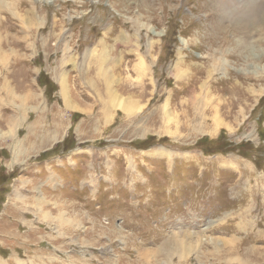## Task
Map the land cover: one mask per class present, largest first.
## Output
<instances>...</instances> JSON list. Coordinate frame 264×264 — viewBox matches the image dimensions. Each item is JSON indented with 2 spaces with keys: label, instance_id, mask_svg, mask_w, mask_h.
<instances>
[{
  "label": "rangeland",
  "instance_id": "rangeland-1",
  "mask_svg": "<svg viewBox=\"0 0 264 264\" xmlns=\"http://www.w3.org/2000/svg\"><path fill=\"white\" fill-rule=\"evenodd\" d=\"M0 48V264H264V0H0Z\"/></svg>",
  "mask_w": 264,
  "mask_h": 264
},
{
  "label": "crops",
  "instance_id": "crops-1",
  "mask_svg": "<svg viewBox=\"0 0 264 264\" xmlns=\"http://www.w3.org/2000/svg\"><path fill=\"white\" fill-rule=\"evenodd\" d=\"M1 49V48H0ZM0 57H2V54H0ZM7 61L8 60H6V59H0V98H2L3 99V101H5V99L7 100V99H15L17 102H21L20 100H19V98L20 97H23V98H25V100H26V106L24 107V108H22L21 106V114H20V121H22L23 119H24V115L25 114H27V116L30 114V113H34V111H30V110H28V109H31V110H33V109H35V108H37L36 106H29V104L27 103V101L28 100H34V99H36L37 101H38V99H39V94H38V92H35V91H32V90H26L25 91V89H24V86H25V83H31L30 82V77H29V73H27V74H25L23 77H22V79H21V82L19 83V85H18V89L19 90H15V89H13V93H15L14 95H17V97L15 98V96L13 97L12 95H10V94H7L6 93V91H5V87L6 86H8L10 89H12L11 88V86H10V84L7 82V80L3 77V75H6L7 74V69H6V64L5 63H7ZM6 76H8V75H6ZM1 78H3V79H1ZM32 78H33V75H32ZM36 78H37V83H38V85H40V86H42V84H41V82H40V74L38 73V75L36 76ZM49 79V78H48ZM48 81V80H47ZM25 82V83H24ZM20 90H22V92H20ZM32 92L33 94H32V96L31 97H29V95L27 94V92ZM3 94V95H2ZM44 94L47 96V93L45 92V90H44ZM19 100V101H18ZM23 104V102H21V105ZM36 113V112H35ZM28 120V119H27ZM57 143H59V142H57ZM56 143V144H57ZM55 144V145H56ZM38 145V144H37ZM54 145V146H55ZM38 147H40V145H38ZM47 151H49V150H47V149H44V150H39L38 151V154L41 156L42 154L44 155V157L42 158V159H44V158H47L48 157V155H47ZM38 155V156H39ZM39 168H43L42 166H39ZM5 197V199L6 200H8L7 198H6V196H4Z\"/></svg>",
  "mask_w": 264,
  "mask_h": 264
},
{
  "label": "bare ground",
  "instance_id": "bare-ground-1",
  "mask_svg": "<svg viewBox=\"0 0 264 264\" xmlns=\"http://www.w3.org/2000/svg\"><path fill=\"white\" fill-rule=\"evenodd\" d=\"M249 17H250V16H249ZM181 41H182V43H183V44H185V42H187V40H186V39H184V38H182V40H181ZM178 51H179V50H178ZM180 51H181V49H180ZM183 61H184V60H183ZM102 62H103V61H102ZM178 63H179V62H178ZM196 65H198V64H196ZM181 76H182V75H181ZM91 80H92V79H91ZM64 89H65V88L63 87V91H64ZM103 105H104V104H103ZM67 106H68V107H70V105H69V103H68V102H67ZM217 129H218V127H217ZM48 134H49V132H48ZM47 136H48V135H47ZM45 139H46V138H45ZM43 142H44V141H43ZM179 240H180V239H179Z\"/></svg>",
  "mask_w": 264,
  "mask_h": 264
},
{
  "label": "trees",
  "instance_id": "trees-1",
  "mask_svg": "<svg viewBox=\"0 0 264 264\" xmlns=\"http://www.w3.org/2000/svg\"><path fill=\"white\" fill-rule=\"evenodd\" d=\"M44 80H46V81H47V78H46V79H44ZM48 81H49V79H48ZM40 157H41V158H43V157H44V155L42 154Z\"/></svg>",
  "mask_w": 264,
  "mask_h": 264
}]
</instances>
